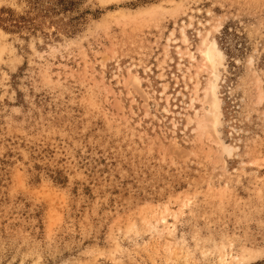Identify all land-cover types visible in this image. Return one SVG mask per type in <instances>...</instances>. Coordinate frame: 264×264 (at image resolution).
<instances>
[{
  "label": "rangeland",
  "instance_id": "1",
  "mask_svg": "<svg viewBox=\"0 0 264 264\" xmlns=\"http://www.w3.org/2000/svg\"><path fill=\"white\" fill-rule=\"evenodd\" d=\"M0 264H264V0H0Z\"/></svg>",
  "mask_w": 264,
  "mask_h": 264
},
{
  "label": "bare ground",
  "instance_id": "2",
  "mask_svg": "<svg viewBox=\"0 0 264 264\" xmlns=\"http://www.w3.org/2000/svg\"><path fill=\"white\" fill-rule=\"evenodd\" d=\"M201 50L198 51L202 57V61L204 65L208 66L211 78L208 80L206 84V93L208 98V111H207V122L212 131L216 132L217 126L220 124V101L218 100V74L217 68L221 65L222 57L220 52L218 51L214 41L208 39V36L203 38L202 43L200 45ZM134 81L138 83V79L133 77ZM225 152L229 150L225 147L223 148Z\"/></svg>",
  "mask_w": 264,
  "mask_h": 264
}]
</instances>
